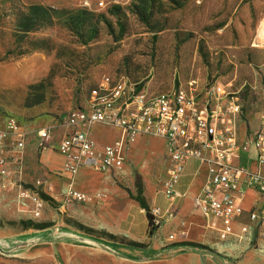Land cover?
Instances as JSON below:
<instances>
[{"label":"rangeland","instance_id":"obj_1","mask_svg":"<svg viewBox=\"0 0 264 264\" xmlns=\"http://www.w3.org/2000/svg\"><path fill=\"white\" fill-rule=\"evenodd\" d=\"M125 81L150 94L195 82L198 107L215 86L235 97L241 118L262 113L264 0H0V119L56 129L61 115L84 106L92 88ZM100 127L102 134L93 137L98 145L118 135L113 127ZM139 138L136 164L111 174L131 202L136 182L145 193L140 171L149 172L155 192L165 179L163 142ZM37 155L26 165L30 177L22 176V186L43 179ZM101 196L97 203L64 204L53 187L52 197L41 194V214L34 216L15 189L0 192V264H150L133 255L137 249L128 254L117 248L145 244L107 231L99 219L107 211ZM130 215L137 224L132 210ZM155 229L149 225L151 233ZM187 232L182 254L167 264H199L190 252L230 260L227 246ZM111 240L119 254L107 248ZM173 242L167 238L165 248Z\"/></svg>","mask_w":264,"mask_h":264},{"label":"built area","instance_id":"obj_2","mask_svg":"<svg viewBox=\"0 0 264 264\" xmlns=\"http://www.w3.org/2000/svg\"><path fill=\"white\" fill-rule=\"evenodd\" d=\"M194 85L195 82H188L150 94L126 81L116 85L101 82L89 91L83 107L61 115L58 127L69 129L56 146L64 157L62 176L67 181L62 202H100V194L89 195L74 188L78 169L85 167L98 174H112L121 170L130 146L139 137H158L166 143L167 169L157 192L166 200L169 213H174L176 207L175 185L183 165L195 159L207 168L204 184L192 200L196 213L206 219H220L225 234H232L231 223L240 222L244 216L246 222L240 223L236 239L241 241L245 234L251 233L253 243H264V206L245 210L240 205L248 189L264 191V114L258 130L241 137V108L235 97L213 86L198 107ZM97 125L116 128L119 137L113 144H96L90 131ZM53 129L43 127L32 134L42 146L50 142ZM26 136L12 119L6 118L0 126V192L15 189L18 199L29 202L30 212L39 216L43 204L40 196H51L50 185L45 180H36L22 186V175L11 168L12 163L21 162ZM249 149L257 153L255 171L230 164ZM150 214L151 226L159 227L160 209L153 208ZM168 239H173L172 234Z\"/></svg>","mask_w":264,"mask_h":264},{"label":"crops","instance_id":"obj_3","mask_svg":"<svg viewBox=\"0 0 264 264\" xmlns=\"http://www.w3.org/2000/svg\"><path fill=\"white\" fill-rule=\"evenodd\" d=\"M263 114L264 109L262 113L251 111L244 116L246 120L242 118V124L240 125L241 137L251 135L258 130L260 119ZM5 120L4 118L0 119V126L3 125ZM18 124L19 128L27 133V136L25 138V148L23 150L22 159L20 160L21 162L18 164L12 163L11 168L16 171V174L20 173L25 179H27L26 176L30 177L29 174H25V168L26 165L31 164L28 161L32 159L35 151V153H38L37 158L44 172L43 179L41 180L47 181L50 185L51 197L53 187L63 192L67 184V181L62 176L64 157L56 151V146L58 141L62 138V134L66 133L69 129L66 127L53 129L50 142L41 146L40 142L32 134L35 130L27 129L24 125ZM100 126L102 125L94 126L91 129L90 137L92 140L93 137H99L102 134ZM116 131L118 135L107 143L113 144L117 140L120 133L119 130L116 129ZM154 138L163 142V156H160L161 159L159 158V162L163 174L165 175L167 169L166 143L161 138ZM141 139L142 138L137 139L130 146L121 170L115 171L112 174L115 175V173L121 172L125 164L130 163L132 167L136 164L134 160L138 161L137 154ZM230 164L233 167H239L253 172L257 166V153L253 149L241 152L236 158L230 161ZM131 166H128L127 169H130ZM206 172V166L200 164L195 159H189L184 163L181 176L175 185V192L177 194L175 202L176 207L174 213L171 214L169 213L167 202L164 197L153 190L149 172L140 171V176L145 183V193H142V196L149 210L152 211L153 208H159L161 212V218L159 219L160 225L152 233L148 230L149 225L145 211L139 207L135 200L131 202L129 195L115 184L111 174L98 175L94 174L92 170L90 171V169L82 167L78 169L73 185L74 188L80 192L87 194L100 193V195H104V203L107 205V211L99 216V219L106 222L105 227L110 234L125 237L127 241L132 243H144L145 246L141 248L122 244L117 247L128 254H131L132 250L134 251V249H137L133 252V255L139 256L143 262L148 261L150 264H167L172 261H167V259H172L182 254H178L182 249V246L179 244L185 241L181 235H184L188 231L191 232L193 236H198L205 242L206 239H208V241L210 239H215L217 244L227 246L224 250L231 253L230 260H222L220 262L218 260H213L207 254L190 252V256L199 259V264L203 261L206 264H264V243H253L251 233L245 234L241 241H238L235 237L239 233L240 223L246 222L244 216L240 218V222L231 223L232 234H225L223 233L224 226L220 219L214 217L206 219L194 210L192 200L201 190L206 178ZM88 176L93 177L88 181ZM240 205L245 210L264 206V191H257L252 188L248 189ZM131 210L138 219L137 224L134 222V216L130 215ZM165 232H169L167 238L169 235L174 234L172 235L173 239H175V242H173L175 245L173 247L165 248L167 245ZM76 237H80L82 242L86 243V241H88L84 237ZM88 238L94 242L96 241L91 235ZM198 241H200V239H198ZM108 242L109 245H107V248L111 247L110 244L116 243L112 240ZM111 250L119 254V250Z\"/></svg>","mask_w":264,"mask_h":264},{"label":"trees","instance_id":"obj_4","mask_svg":"<svg viewBox=\"0 0 264 264\" xmlns=\"http://www.w3.org/2000/svg\"><path fill=\"white\" fill-rule=\"evenodd\" d=\"M134 200L138 203L139 207L145 211L148 225H151L152 215L150 214V210L142 196V187L139 182H136V196L134 197Z\"/></svg>","mask_w":264,"mask_h":264}]
</instances>
